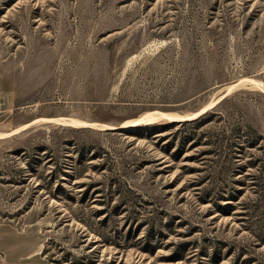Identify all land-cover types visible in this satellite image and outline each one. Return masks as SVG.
I'll use <instances>...</instances> for the list:
<instances>
[{
  "label": "rangeland",
  "instance_id": "1",
  "mask_svg": "<svg viewBox=\"0 0 264 264\" xmlns=\"http://www.w3.org/2000/svg\"><path fill=\"white\" fill-rule=\"evenodd\" d=\"M260 82L264 0H0V264H264Z\"/></svg>",
  "mask_w": 264,
  "mask_h": 264
},
{
  "label": "bare ground",
  "instance_id": "2",
  "mask_svg": "<svg viewBox=\"0 0 264 264\" xmlns=\"http://www.w3.org/2000/svg\"><path fill=\"white\" fill-rule=\"evenodd\" d=\"M247 80V79H245ZM248 81L250 82H257L253 79H248ZM240 82V81H239ZM239 82H236V83H233V84H230V85H227L226 87V90L224 91V93H221V95L216 98L212 103H210L211 105L216 103L217 101H219L223 96H225V94L227 92H229V90L231 88H233L234 86H236ZM261 84V88H262V92H264V84L263 83H259V85ZM260 88V89H261ZM234 89V88H233ZM210 104H205L203 107H201L198 111L192 113V114H185V116H177V115H172L170 113H165V112H161V111H157V110H153V111H149V112H145V114L140 117L139 119L135 120L134 122L131 121V123H121V125H119L121 128H128V127H132L133 125H135L137 122H152L154 120H159V118H167L169 121H172V120H182V119H185V118H194L196 116H198L200 113L204 112L207 108H209L211 105ZM166 119V120H167ZM45 120H52L51 118H46ZM56 121H62V123L65 125V124H68V125H74V126H77V125H89L90 123H86L85 121H80L75 119V118H66V117H60V118H56L55 119ZM33 122V121H32ZM32 122H29V123H26V124H23L21 125L20 127H17L15 129H13L12 131L10 132H7V133H4V132H0V137L6 135V134H12L14 132H17L19 130H22L26 127H28L30 124H32ZM108 127H111V128H116L117 126H113V125H108Z\"/></svg>",
  "mask_w": 264,
  "mask_h": 264
},
{
  "label": "trees",
  "instance_id": "3",
  "mask_svg": "<svg viewBox=\"0 0 264 264\" xmlns=\"http://www.w3.org/2000/svg\"><path fill=\"white\" fill-rule=\"evenodd\" d=\"M199 118H195V119H190V120H182L180 121V125H186V124H191L196 122V120ZM176 124V122H172V121H167V122H160V123H147L144 124L143 127L147 128V129H156L159 127H165V128H169L172 127Z\"/></svg>",
  "mask_w": 264,
  "mask_h": 264
},
{
  "label": "water",
  "instance_id": "4",
  "mask_svg": "<svg viewBox=\"0 0 264 264\" xmlns=\"http://www.w3.org/2000/svg\"><path fill=\"white\" fill-rule=\"evenodd\" d=\"M183 120H188V118H185ZM172 121H178V120H172ZM180 121H182V120H180ZM115 129H119V128H115Z\"/></svg>",
  "mask_w": 264,
  "mask_h": 264
}]
</instances>
